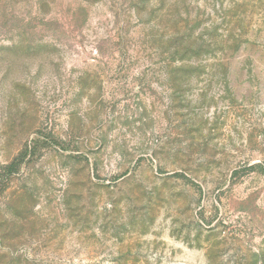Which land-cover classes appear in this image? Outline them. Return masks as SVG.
Returning a JSON list of instances; mask_svg holds the SVG:
<instances>
[{"label": "rangeland", "instance_id": "rangeland-1", "mask_svg": "<svg viewBox=\"0 0 264 264\" xmlns=\"http://www.w3.org/2000/svg\"><path fill=\"white\" fill-rule=\"evenodd\" d=\"M0 264H264V0H0Z\"/></svg>", "mask_w": 264, "mask_h": 264}]
</instances>
